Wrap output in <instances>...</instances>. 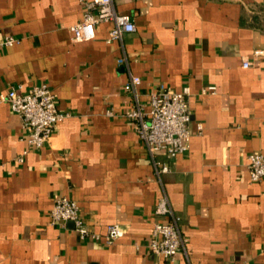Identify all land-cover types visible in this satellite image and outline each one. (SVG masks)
I'll return each instance as SVG.
<instances>
[{
    "label": "crops",
    "instance_id": "0c3cea01",
    "mask_svg": "<svg viewBox=\"0 0 264 264\" xmlns=\"http://www.w3.org/2000/svg\"><path fill=\"white\" fill-rule=\"evenodd\" d=\"M113 3L135 29L108 43L109 22L72 41L79 0H0V39L17 40L0 47V96L46 83L69 114L37 149L0 101V264H264V179L251 181L246 166L249 153H264V0ZM131 75L146 111L159 84L189 87L187 151L148 153L124 116L134 106ZM207 86L214 93H202ZM162 163L169 171L157 175ZM163 194L186 239L173 262L145 249ZM61 196L89 230L119 224L124 235L79 240L72 222L50 220Z\"/></svg>",
    "mask_w": 264,
    "mask_h": 264
},
{
    "label": "built area",
    "instance_id": "2783aa9c",
    "mask_svg": "<svg viewBox=\"0 0 264 264\" xmlns=\"http://www.w3.org/2000/svg\"><path fill=\"white\" fill-rule=\"evenodd\" d=\"M79 2L85 6V10L82 19L69 26L72 41L80 42L94 38L95 26L98 23L112 24L106 38L108 43L120 41L124 33L134 31L135 26L129 16L118 13L113 0H79ZM16 41V38L12 36H5L0 39V47L12 46ZM262 52V50H255L254 53ZM242 66L248 67L249 62L244 61ZM139 83L140 78L131 75L129 82L125 84V89L133 92ZM20 88L21 85L11 87L0 96V101L6 102L10 110L18 114L22 127L28 131V145L38 149L49 141L56 124L69 114L57 108L55 93L46 83L34 85L27 91H19ZM214 91V86L202 89V93H214ZM133 93L135 94L134 106L124 116L135 124L136 132L151 157L158 151H164L168 158H174L187 151L191 137L189 87L183 86L177 91L159 84L150 92L147 111L138 101L136 93ZM106 113L113 115L112 110H107ZM201 130L202 126L198 124V131L201 132ZM18 161H23V155L18 158ZM246 166L251 181L264 179V153H249ZM168 171L169 166L166 163H162L160 167L155 166L157 175ZM154 212L159 219L153 224L145 242V249L148 254L173 262L176 255L185 250L186 239L179 230L178 217L173 215L165 194L158 199ZM49 216L53 223L72 222L73 230L79 240L112 244L124 235V230L119 224H109L102 233L89 230L80 214L78 204L66 196L55 198ZM164 216H169V219L160 218Z\"/></svg>",
    "mask_w": 264,
    "mask_h": 264
},
{
    "label": "trees",
    "instance_id": "16d2710c",
    "mask_svg": "<svg viewBox=\"0 0 264 264\" xmlns=\"http://www.w3.org/2000/svg\"><path fill=\"white\" fill-rule=\"evenodd\" d=\"M263 10H264V6H263Z\"/></svg>",
    "mask_w": 264,
    "mask_h": 264
}]
</instances>
